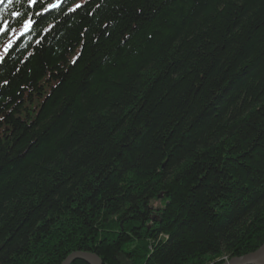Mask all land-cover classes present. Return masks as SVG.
I'll return each mask as SVG.
<instances>
[{
    "label": "trees",
    "instance_id": "obj_1",
    "mask_svg": "<svg viewBox=\"0 0 264 264\" xmlns=\"http://www.w3.org/2000/svg\"><path fill=\"white\" fill-rule=\"evenodd\" d=\"M55 2L3 13L0 264H222L260 248L264 0Z\"/></svg>",
    "mask_w": 264,
    "mask_h": 264
},
{
    "label": "snow or ice",
    "instance_id": "obj_2",
    "mask_svg": "<svg viewBox=\"0 0 264 264\" xmlns=\"http://www.w3.org/2000/svg\"><path fill=\"white\" fill-rule=\"evenodd\" d=\"M20 2L21 0H0V6H3V7H0V21H2V23H0V36L6 35L8 33H13V34L16 33V28L11 27L10 22L4 19L3 13L8 10V6H14L15 4H18ZM37 3H38V0H28V4L30 7H34ZM62 3H63V0H56V2L53 4H50L49 7L55 9V8H58ZM81 6L82 5L77 4L75 7L80 8ZM72 10L74 9H70V11ZM37 15H40V14L37 13ZM11 16L16 19H20L22 16V13L18 11H12ZM35 23L36 21L33 20L31 16H29L26 19H23L22 30L19 33V37H23L25 34L30 32L33 29V26L35 25ZM13 43L14 41L9 40L8 44L4 48V53L9 52V49L13 47ZM4 59H5L4 55H0V63H3ZM73 63H76V61L73 60Z\"/></svg>",
    "mask_w": 264,
    "mask_h": 264
},
{
    "label": "water",
    "instance_id": "obj_3",
    "mask_svg": "<svg viewBox=\"0 0 264 264\" xmlns=\"http://www.w3.org/2000/svg\"><path fill=\"white\" fill-rule=\"evenodd\" d=\"M84 260L88 264H103L102 259L93 252L75 251L67 256L61 264H72L75 260ZM222 264H264V244L256 251L232 257Z\"/></svg>",
    "mask_w": 264,
    "mask_h": 264
},
{
    "label": "rangeland",
    "instance_id": "obj_4",
    "mask_svg": "<svg viewBox=\"0 0 264 264\" xmlns=\"http://www.w3.org/2000/svg\"><path fill=\"white\" fill-rule=\"evenodd\" d=\"M227 260H229V259L224 260V262L227 261ZM224 262H222V263H224ZM213 263H214V262H213ZM211 264H212V263H211Z\"/></svg>",
    "mask_w": 264,
    "mask_h": 264
}]
</instances>
